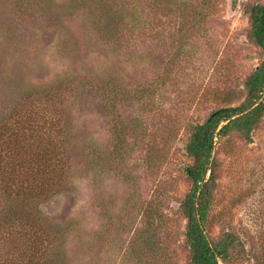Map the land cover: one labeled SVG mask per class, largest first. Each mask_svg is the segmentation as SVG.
<instances>
[{
    "label": "rangeland",
    "instance_id": "obj_1",
    "mask_svg": "<svg viewBox=\"0 0 264 264\" xmlns=\"http://www.w3.org/2000/svg\"><path fill=\"white\" fill-rule=\"evenodd\" d=\"M252 2L0 0V264H188L185 126L243 100L263 59L245 36ZM103 79L130 96L105 106ZM51 142L66 181L53 191ZM215 145L207 231L241 237L235 264H264V117ZM34 184L50 192L29 202L18 186Z\"/></svg>",
    "mask_w": 264,
    "mask_h": 264
},
{
    "label": "trees",
    "instance_id": "obj_2",
    "mask_svg": "<svg viewBox=\"0 0 264 264\" xmlns=\"http://www.w3.org/2000/svg\"><path fill=\"white\" fill-rule=\"evenodd\" d=\"M244 11L249 22L245 36L250 43L252 42L253 45L262 50L263 59L244 78L243 90L245 96L243 100L236 106H224L213 110L203 122H191L185 126L187 136L183 150L190 159V163L184 165L183 172L186 180L190 182L191 188L181 200L177 201L178 204L175 209L186 219L183 246L187 250L188 264H235L249 256L241 237L236 232L225 230L213 238L207 231V216L216 185L214 181L217 167V159L214 156L215 144L217 140L227 137L231 133L250 138L251 133L260 125L264 117V2L248 3L244 7ZM133 14H136L134 19L141 20L139 10L135 9ZM111 29H113L112 26ZM98 84V91L102 95L101 101L105 106L111 105L115 101L117 92H119L114 90L117 87L121 89L122 96L120 99L126 100L130 96V92H127L124 86L111 80L103 79ZM112 84H115V86ZM110 85L112 90H110ZM150 87L148 85L145 87L137 85L135 90H139L138 95H136L138 100L148 99L147 101L153 104L154 90H150ZM111 92H114V94ZM146 92L148 93L147 96ZM122 129H126V127L120 130L122 131ZM50 145H52L49 146L48 152L50 155L46 158V161H48V166L51 168L53 165L54 169L50 173L41 176L46 177L45 179L49 181L50 189L53 191L57 188L60 189L66 181L62 178L64 176L61 173L62 167L61 170L57 168L56 149L53 147L52 142ZM41 158L43 159V157ZM53 159L54 163L51 161ZM36 163H39V156L36 158ZM43 171V168L42 170L38 168L36 173L42 174ZM55 176L58 178L56 179ZM30 177L35 183L37 180L36 175L31 174ZM49 192H46V188H43L42 185L38 187L34 184L29 188L18 186L19 195L26 197L25 199L29 202L38 196L44 194L46 196ZM42 231L40 230V232ZM56 232H59V230ZM37 235L35 234V236ZM33 242L37 245V239ZM51 256L53 258H47L45 264H58L56 263L57 256L55 253ZM59 262V264L66 263L65 254L61 253Z\"/></svg>",
    "mask_w": 264,
    "mask_h": 264
}]
</instances>
